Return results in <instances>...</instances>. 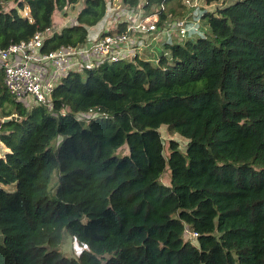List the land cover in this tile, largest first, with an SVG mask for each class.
Listing matches in <instances>:
<instances>
[{"label":"trees","instance_id":"1","mask_svg":"<svg viewBox=\"0 0 264 264\" xmlns=\"http://www.w3.org/2000/svg\"><path fill=\"white\" fill-rule=\"evenodd\" d=\"M146 1L164 3L161 26L186 9ZM229 1L204 14L210 32L164 45L157 63L64 75L52 110L17 99L0 73V264H264V0ZM68 9L76 18L44 51L91 40L114 15L107 0H0V48ZM164 124L189 139L186 155L171 140L165 157ZM67 236L78 256L63 251Z\"/></svg>","mask_w":264,"mask_h":264},{"label":"built area","instance_id":"2","mask_svg":"<svg viewBox=\"0 0 264 264\" xmlns=\"http://www.w3.org/2000/svg\"><path fill=\"white\" fill-rule=\"evenodd\" d=\"M200 1L184 0V12L174 18L167 17L162 26L164 3L152 5L148 10L146 0H139L137 7L121 10L117 7L106 24L105 35L79 45H63L48 51L43 50L45 39L53 32L37 31L27 40L0 48V73L3 74L4 85L17 99L29 105L43 104L52 110L53 92L61 78L71 71L83 72L105 62H117L137 55L144 57L147 51L156 52L157 45L165 48L164 55H168L164 45L204 37L202 23L204 14L210 9L203 8ZM23 13L32 21L29 9ZM124 23L125 28L119 31ZM159 57L147 59L157 63ZM186 233L190 239L198 236L188 227Z\"/></svg>","mask_w":264,"mask_h":264},{"label":"rangeland","instance_id":"3","mask_svg":"<svg viewBox=\"0 0 264 264\" xmlns=\"http://www.w3.org/2000/svg\"><path fill=\"white\" fill-rule=\"evenodd\" d=\"M107 1H108V9H109L108 11L111 12L110 13L111 16L113 15V13L115 12L117 7H120V10H121V8L128 7L126 5V3L123 2V0H107ZM180 1H182V0H167V5L169 6L173 3H178ZM208 2H209V0H201L200 4H202L203 8L214 9L217 5L221 6L224 4H228L230 1L229 0L212 1V2H210L212 4H208ZM14 5H15V3L13 1H11V2H8L6 4L5 8L10 9ZM78 8H79V5H78ZM67 11H68L67 14H65L64 11L55 13V27H54V29L51 30V32H53L54 30H59L62 24L70 25L74 21V19L76 18V13H77L76 10L68 9ZM107 21L108 20L105 17L97 25L91 27L89 39H91V40L98 39L99 36L103 33L104 25L107 23ZM202 25H203L202 29L205 33L210 32V26L208 24V19H205L203 21ZM164 52H165V48L157 45L156 46V52L151 53V52L147 51L146 56H148L149 58H155L156 56L164 55ZM168 56H170V55L168 54ZM159 130L162 133L163 142L165 144L164 155L166 158H168V156L170 154L169 145H170L171 140L178 142L180 151L186 155L187 148H188V142H189L188 138L184 137L183 135H181L177 131L170 130V128L167 124L162 125L159 128ZM7 151H8V149L5 147V145L0 142L1 154H5ZM115 154L118 156H123V155L129 154L128 144L126 143L122 147L118 148L116 150ZM54 180H56V177L54 178ZM162 181L164 182V184H167V185L171 184V170H170L168 164H167V166L163 172ZM6 188L8 190L14 189L13 186H8ZM188 238H190V237H188ZM0 241H2V235L1 234H0ZM62 248H63V251L67 255L78 256L81 253V251L84 249V246L81 245L72 236H67L64 243H63Z\"/></svg>","mask_w":264,"mask_h":264},{"label":"water","instance_id":"4","mask_svg":"<svg viewBox=\"0 0 264 264\" xmlns=\"http://www.w3.org/2000/svg\"><path fill=\"white\" fill-rule=\"evenodd\" d=\"M15 116H13V118H14ZM10 118H6L4 121H6V120H9Z\"/></svg>","mask_w":264,"mask_h":264},{"label":"crops","instance_id":"5","mask_svg":"<svg viewBox=\"0 0 264 264\" xmlns=\"http://www.w3.org/2000/svg\"><path fill=\"white\" fill-rule=\"evenodd\" d=\"M184 12V11H183ZM182 14V13H181Z\"/></svg>","mask_w":264,"mask_h":264}]
</instances>
